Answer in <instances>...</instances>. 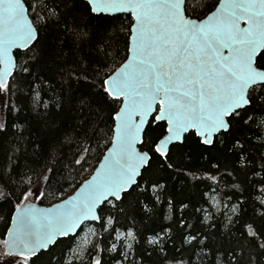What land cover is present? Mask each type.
<instances>
[{"label": "snow or ice", "instance_id": "obj_1", "mask_svg": "<svg viewBox=\"0 0 264 264\" xmlns=\"http://www.w3.org/2000/svg\"><path fill=\"white\" fill-rule=\"evenodd\" d=\"M0 264H264V0H0Z\"/></svg>", "mask_w": 264, "mask_h": 264}]
</instances>
